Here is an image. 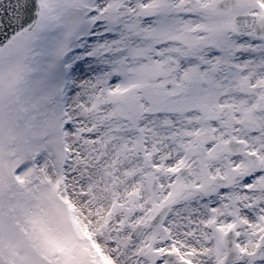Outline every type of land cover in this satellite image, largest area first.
<instances>
[{
    "label": "snow or ice",
    "instance_id": "snow-or-ice-1",
    "mask_svg": "<svg viewBox=\"0 0 264 264\" xmlns=\"http://www.w3.org/2000/svg\"><path fill=\"white\" fill-rule=\"evenodd\" d=\"M0 264H264V0H0Z\"/></svg>",
    "mask_w": 264,
    "mask_h": 264
}]
</instances>
